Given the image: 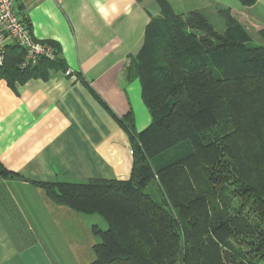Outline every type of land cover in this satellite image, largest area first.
<instances>
[{
	"label": "trees",
	"instance_id": "16d2710c",
	"mask_svg": "<svg viewBox=\"0 0 264 264\" xmlns=\"http://www.w3.org/2000/svg\"><path fill=\"white\" fill-rule=\"evenodd\" d=\"M155 1L159 14L129 66L150 124L136 132L92 91L128 134L129 177L32 183L105 220L106 229L92 226L91 264H264V46L247 45L232 9L219 10L220 33L200 10ZM22 58L7 46L0 79L11 88L66 70L58 56L26 68ZM0 174L14 175L1 166Z\"/></svg>",
	"mask_w": 264,
	"mask_h": 264
},
{
	"label": "crops",
	"instance_id": "0c3cea01",
	"mask_svg": "<svg viewBox=\"0 0 264 264\" xmlns=\"http://www.w3.org/2000/svg\"><path fill=\"white\" fill-rule=\"evenodd\" d=\"M167 1L180 13L232 9L254 44L264 46L258 32L264 30V0ZM96 2L14 0L33 36L53 43L72 75L50 71L15 88L0 79V166L16 175L0 174V264L93 261L92 226L106 229L105 220L55 203L32 183L129 177L128 134L92 91L118 118L129 115L136 132L151 122L129 66L159 6L155 0H99L104 14Z\"/></svg>",
	"mask_w": 264,
	"mask_h": 264
},
{
	"label": "built area",
	"instance_id": "2783aa9c",
	"mask_svg": "<svg viewBox=\"0 0 264 264\" xmlns=\"http://www.w3.org/2000/svg\"><path fill=\"white\" fill-rule=\"evenodd\" d=\"M11 44L23 50L20 68L34 66L40 58H57L56 50L51 44L33 36L26 20L15 11L14 0H0V66L4 61L5 50ZM63 73L72 75L68 69Z\"/></svg>",
	"mask_w": 264,
	"mask_h": 264
},
{
	"label": "rangeland",
	"instance_id": "374dc122",
	"mask_svg": "<svg viewBox=\"0 0 264 264\" xmlns=\"http://www.w3.org/2000/svg\"><path fill=\"white\" fill-rule=\"evenodd\" d=\"M191 4L197 5L198 2L197 1H193V2H191ZM200 6H201V4H200ZM186 7H188V8H185V9H188V10L191 9V8H189V6H186ZM180 11L181 10L179 8L175 9V12H179L180 13ZM201 12L207 17L208 21L211 23L212 27L217 32H220V33L223 32L226 23H225L224 19L222 18V16L219 15V13H216V11H209V10H206V11L201 10ZM243 25H244V28L246 29L247 23H243ZM246 31L249 34L247 29H246ZM249 36H250V34H249ZM253 39H251V37H250V41L247 44L248 46L257 45V44H254ZM153 189H154V183L151 182V183H149L146 186L145 191L146 192H151V190H153Z\"/></svg>",
	"mask_w": 264,
	"mask_h": 264
},
{
	"label": "clouds",
	"instance_id": "9594fccd",
	"mask_svg": "<svg viewBox=\"0 0 264 264\" xmlns=\"http://www.w3.org/2000/svg\"><path fill=\"white\" fill-rule=\"evenodd\" d=\"M95 7L98 9V11H99L100 13H104V14H106L104 7L101 5V3L99 2V0H97V2H96V4H95ZM112 10L115 11V10H116L115 7H113Z\"/></svg>",
	"mask_w": 264,
	"mask_h": 264
}]
</instances>
